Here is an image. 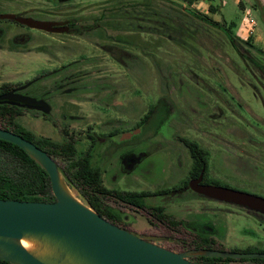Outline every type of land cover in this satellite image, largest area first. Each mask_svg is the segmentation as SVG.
<instances>
[{"label":"rangeland","instance_id":"obj_1","mask_svg":"<svg viewBox=\"0 0 264 264\" xmlns=\"http://www.w3.org/2000/svg\"><path fill=\"white\" fill-rule=\"evenodd\" d=\"M142 1L72 0L61 4L51 0L50 4L47 0H17L20 12L48 11L51 18L71 17L89 26L99 19L98 24L102 25L100 34L89 33L83 38L38 36V43L30 45L32 52L29 53L0 52V89L4 85L20 86L19 89L27 87V83L40 74L58 68L59 64L54 60L68 63L80 59V56L84 58L79 96L58 97L53 101L51 113L49 108H46L48 112L37 108L49 117L26 107L18 122L33 131L36 137L60 144L68 140L65 135L68 131L75 139L78 158L86 155L92 144L90 137H94L92 166L102 170L103 184L108 188L155 191L166 188L170 181L172 185L177 184L184 176L176 170L179 152L175 142L180 134L203 143L209 152L212 180L221 186L264 198V75L241 56H254L263 61L264 49L254 44L252 36L245 40V34L238 33L244 29L246 17L237 4L240 0H223L221 11L213 15L218 22L206 16L214 23L198 16L203 13L188 1L155 0L158 8L184 7L198 14L192 17L186 13L178 18L181 24L174 17L172 24L179 28L170 32L146 23L147 14L137 4ZM250 1L257 4L261 0ZM122 4H125L127 14L122 16L121 23L141 25V32L106 24L113 18L112 12L119 10ZM252 8L253 4L248 2L244 12L249 11L257 23L263 22L260 18L257 20ZM233 40L241 50L235 48ZM39 43L41 48L35 49ZM126 62L128 70L124 67ZM99 81L106 85L102 90L95 87ZM113 90L116 94L112 93ZM64 103L71 106H61ZM107 103L117 107H104ZM152 106L154 113L148 123L134 135V140L144 142L141 152H148L149 157L125 176L121 174L115 178L112 173L119 172L115 170L119 158L106 153L104 140L107 134L117 127L125 132L132 130L138 117ZM118 107L128 113L118 112ZM129 115L132 129L118 124L128 121ZM55 160L65 186L75 198L88 205L86 196L63 173L66 163L59 158ZM27 172L16 158L0 152V175L17 179L26 177ZM193 197L191 204L180 205L169 199L157 205L165 206L175 219L183 220L191 227L193 223L197 225L190 230H199L204 223L210 225L216 234L220 228L222 234L218 237L224 239L227 249L264 251L263 214L202 195ZM105 204L117 211L137 235L149 237L158 246L185 253L196 264H206L198 258L207 254L194 252L195 236L190 232L182 228L170 230L163 225L153 226L150 223L153 219L146 211L115 201H106ZM228 264L264 262L237 260Z\"/></svg>","mask_w":264,"mask_h":264},{"label":"water","instance_id":"obj_2","mask_svg":"<svg viewBox=\"0 0 264 264\" xmlns=\"http://www.w3.org/2000/svg\"><path fill=\"white\" fill-rule=\"evenodd\" d=\"M66 3L72 0H59ZM0 19H10L30 28L67 33L59 23L4 14ZM9 102L24 107L42 106L29 97L10 93L0 96V103ZM48 112L46 108H43ZM0 139L25 151L49 175L54 202H33L0 199V259L12 264H49L33 256L18 241L33 236L52 242L66 258L78 264H196L185 253H177L123 229L83 204L63 188L60 166L57 161L36 144L22 136L0 128ZM64 183V182H63ZM190 187L199 194L229 205L241 207L264 215V198L219 186ZM65 185V184H64ZM209 257L231 259H264L259 253H223L203 251Z\"/></svg>","mask_w":264,"mask_h":264},{"label":"flooded vegetation","instance_id":"obj_3","mask_svg":"<svg viewBox=\"0 0 264 264\" xmlns=\"http://www.w3.org/2000/svg\"><path fill=\"white\" fill-rule=\"evenodd\" d=\"M47 1L51 4V0H47ZM57 1L60 2L59 0ZM4 14L21 16L24 18H32L34 20L44 21V22L59 23L60 26H57V27H60V28L67 27L69 29L67 33H62V34L53 33V32L49 33L46 31H41V30L30 28L26 25H22L15 20L0 19V52L9 53V54H20V53L32 52L30 50L31 48L30 45L32 43L37 44L38 43L37 37L41 35L76 36V37L83 38L85 34H89V33H99L100 34V32L102 31L101 30L102 25L98 24L99 19H97L96 22H93V24L89 26V25H84L82 23H79L77 21L78 19L71 18V17L62 18L61 16H55L54 18H51L50 12L48 11L39 12V11H35L32 9L30 10V13L20 12L18 8L17 0H0V15H4ZM121 41L123 44L125 43L124 39H121ZM60 43L65 45V42L60 41ZM35 46H36L35 49L41 48V43ZM63 47L65 48V46ZM38 53H41V51L38 50ZM80 57H81L80 59H75L68 63H62L57 60H54L55 63L59 64L58 68L56 67L51 71L40 74L38 77H36L35 79L27 83V87L23 89H19L20 88L19 86V87H12L8 92H1V89H2L1 88L0 96L14 93V94H20L22 96L29 97L38 102H43L44 107L34 106L28 110L35 112L37 114H40L43 117H49L48 114H44L43 112L39 111L37 108H49L50 113H51L53 106H54L53 101L57 99L58 97L79 96V93L81 91V87L79 86V83L81 80L80 79L81 75H83L82 61L84 60L82 56ZM124 67L126 69L128 68V62L124 64ZM79 69H81V71ZM99 84H100V81L95 86L97 87L98 90H102L106 86V85L104 86V84H100V85ZM108 87L110 88V86ZM112 93L116 94V90H113ZM0 105H8L12 108L21 109L22 112L26 110V107L24 106L14 104V103H9L6 101L3 103L1 102ZM61 106H71V104L66 105V103H64ZM103 106L107 108H113V109L117 107V105L115 104H108V103ZM153 107L154 106H152V108L149 111L146 110L144 113L141 114V116L138 117L139 120L135 121V125H134L135 128H133V125L132 126L129 125V123H131L130 115H129L130 119L128 121H123V122L118 123L120 124V126H128L130 129L133 128L132 130L125 132V130L122 131L120 127H117V128L112 129L107 134L106 139L104 140L106 142L105 143L106 153L109 154L110 156L117 155L119 158L118 167L115 168V170H118L119 172H117L116 174L112 173L113 176H115V178H118V176H120L121 174L125 176L130 170H133L138 164L139 165L142 164V162L149 157L148 152L146 151H144V153L141 152L144 142L140 143L134 140V135L139 133L141 131L139 129H141L143 126H145L148 123L151 115L154 113ZM116 110L123 114L128 113L126 109H122L121 107L116 108ZM90 138H91L92 144L89 150L87 151V153L90 152V163L92 166V162H91V158H92L91 156H92V150H93L92 148H94V143L96 142V140L94 137H90ZM175 144L177 147L176 149L179 152V156H177L178 160L176 161V167H177L176 170H179V173L184 176L177 184L175 183L172 185L170 181L167 184L169 187L167 186L166 188L156 189L155 191H146V190L126 191V190L116 189V187L108 188L103 184L102 170L92 166L94 169H97L100 172L102 185L109 192V194L107 195H104V196L100 195V199H97L99 201L98 204H100L102 211H104L105 208L109 209L110 211L108 216L104 215L102 217L107 220L114 219L113 222L112 221L110 222H112L113 224L123 229H126L136 234V232H134V230L130 226L128 227L126 223H124L123 217H121L117 211H115L114 209H112L111 207L105 204L106 201H115L116 203L124 205V206H129L134 209L146 211L148 213V216L151 219H153V220H150V223L153 226L163 225L170 230L182 228L186 230L187 232H190V234H193L195 236L193 238L194 252H203V250H198L196 248L197 246L196 242L199 241L200 238H204V239L214 240L215 242H217V245L215 246V248L224 249V251H226L227 253H243V252H234L235 250H237L234 248L227 249L228 246L224 242V239H220L218 237V235L222 234L220 228L216 234V232L213 231V228L210 225L204 223L202 225V228H198L199 230H196V229H194V231L190 230V229L196 228L197 225L193 223L191 227L185 221L175 219L171 213L167 212L165 206L157 205L158 203H161L164 200L169 201V199L173 201H178L180 205L193 203L194 202L193 196L199 197L201 196V194H199L193 188L190 187V184L192 182H198L195 184L196 186L226 187V186H221L220 184H218L217 181L215 182V180H212V178H210V175H209L210 166H209V157H208L209 152H207V150L205 149V146L203 145L201 141L199 144V141H196L195 139H192L189 137H181L179 134L176 138ZM191 145H196L201 150V153L196 155L197 157L194 156L192 149H191ZM199 163L201 165L200 170L198 168ZM180 193H183V194H180ZM129 194H135L137 195V197L134 198V197L128 196ZM94 200L97 201L96 199ZM149 208H153V209L161 208L164 214L171 216L176 222L179 223V225L169 226L168 224H165L164 222L158 220V218L154 215L153 212L149 210ZM217 228H218V225H217ZM214 252H216V250H214ZM217 252H221V250ZM177 253H182V252H177ZM253 253H257V252H253ZM202 257L204 256H201L199 258L196 257V258L202 259ZM189 260L192 261V259H189ZM235 260L237 261V260H244V259H235ZM0 264H12V263L0 259Z\"/></svg>","mask_w":264,"mask_h":264},{"label":"trees","instance_id":"obj_4","mask_svg":"<svg viewBox=\"0 0 264 264\" xmlns=\"http://www.w3.org/2000/svg\"><path fill=\"white\" fill-rule=\"evenodd\" d=\"M154 1L155 0H144L142 2L137 3L138 8H141L147 14L146 23L149 26H152L153 24L158 25L162 29L164 28L166 31L169 30V32L171 29L173 31H176V28H179V26H175L174 24H172V22H174V17H177L178 24H181L178 18H181L186 13L191 15L192 17H196V15H198L196 13H191L187 9H184V7L180 9L170 10L161 6L158 8L155 6L156 4L154 3ZM185 1L191 2V0ZM124 6L125 4H122L119 6V10L115 9V11L112 12L113 18L111 17L112 19L106 22V24L121 26V29L132 32H141V25H136V23L134 22H130V25L129 23H121L122 16L127 14V9H125ZM117 7L118 6H116V8ZM198 16L204 17L205 19L209 20V22L214 23V21L204 15ZM149 29H151V27ZM178 31H181V29ZM233 43L238 51L241 50V46L235 40H233ZM241 56L245 57L246 61H251V63L253 64L252 66L254 68L256 67L259 72L264 75V60L261 61L260 59L254 56L249 57V55L248 57H246L244 54H242ZM11 88V86L4 85L1 89V92H8ZM21 114V109L12 108L8 105H0V128L12 131L22 136L26 140L36 144L39 148L46 151L55 159L59 158L63 162H65L66 165L62 168L63 173L71 181V183L78 189H80L83 195L86 196L88 205L101 216H108V214L110 213L109 209L105 208V210L102 211L100 204H98L99 201L97 199H100V195L104 196L109 194V192L102 185L100 172L91 166L90 152H88L86 156L78 158V149L76 147L75 139L68 133V131H65V135L67 136L68 140L62 144L56 143L50 139L36 137V135L32 131L21 126V124L18 122L17 118ZM191 149L195 157H197L196 155L201 153V150L196 145H191ZM0 152L10 154L14 158H16L24 168L28 170V175L24 178L12 179L0 175V199L33 202L55 201L48 173L33 158H31L25 151L20 149L18 146L1 139ZM198 168L200 170V163L198 164ZM128 196L134 198L137 197V195L135 194H129ZM94 199H96L97 201H95ZM149 210L154 213L158 220L164 222L165 224H168L169 226L179 225V223L176 222L171 216L164 214L161 208H149ZM108 220L112 222L114 221V219ZM196 245V248L198 250H203L207 252L221 250V252L227 253L226 251H224V249L215 248L217 242H215L214 240L200 238L199 241L196 242ZM234 252H257L260 254H264V251L262 250H235ZM201 260L204 261L206 264H227L229 262L236 261L235 259L231 258L207 256L202 257ZM241 261L264 262V259L255 258L250 260L244 259Z\"/></svg>","mask_w":264,"mask_h":264},{"label":"crops","instance_id":"obj_5","mask_svg":"<svg viewBox=\"0 0 264 264\" xmlns=\"http://www.w3.org/2000/svg\"><path fill=\"white\" fill-rule=\"evenodd\" d=\"M242 1V3H240ZM237 1L238 6L240 8V11L242 15L244 16L245 8L248 7V2L253 4V8L251 9L252 13L254 12L256 14L257 20L260 18L263 22L257 23V28L255 30V33L253 34L252 38L254 39V44L258 47H261L264 49V2H259L257 4L251 3L250 0H240ZM192 4V7L196 8L198 11L203 13L204 16H208L215 20L213 18V15L221 11V7L223 5V0H221V3H217V0H191L190 2ZM245 8L243 9V7ZM216 21V20H215ZM218 22V21H216ZM239 34H245V40H247L249 37H247V34L245 32V29L239 30Z\"/></svg>","mask_w":264,"mask_h":264},{"label":"bare ground","instance_id":"obj_6","mask_svg":"<svg viewBox=\"0 0 264 264\" xmlns=\"http://www.w3.org/2000/svg\"><path fill=\"white\" fill-rule=\"evenodd\" d=\"M62 184L63 188L67 191V193L73 195L72 192L68 189V187L64 185L63 182ZM18 243L33 256L45 263L78 264L73 258H66L64 252L50 241L33 236H26L20 241H18Z\"/></svg>","mask_w":264,"mask_h":264},{"label":"built area","instance_id":"obj_7","mask_svg":"<svg viewBox=\"0 0 264 264\" xmlns=\"http://www.w3.org/2000/svg\"><path fill=\"white\" fill-rule=\"evenodd\" d=\"M264 2V0H261ZM245 19H244V29L247 34V37L253 36L255 30L257 28V21L256 19L249 13V11L245 12Z\"/></svg>","mask_w":264,"mask_h":264}]
</instances>
